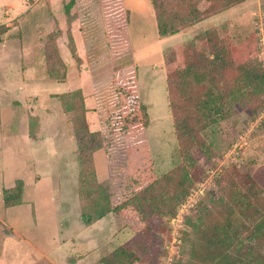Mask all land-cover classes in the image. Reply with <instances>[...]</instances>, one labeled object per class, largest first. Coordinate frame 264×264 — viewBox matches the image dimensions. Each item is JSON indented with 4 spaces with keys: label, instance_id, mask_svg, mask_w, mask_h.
<instances>
[{
    "label": "rangeland",
    "instance_id": "obj_1",
    "mask_svg": "<svg viewBox=\"0 0 264 264\" xmlns=\"http://www.w3.org/2000/svg\"><path fill=\"white\" fill-rule=\"evenodd\" d=\"M66 1L0 0V264H104V257L133 239L117 215L131 212L126 204L97 219L109 189L118 204L140 188L130 171L137 167L130 169L115 85L116 72L130 64L137 66L139 98L146 106L145 156L154 177L181 163L199 173L175 215L161 216L163 232L144 245L150 264H185V219L201 203L220 197L216 182L222 174H249L264 189V93L245 86L234 61L257 59L264 70L255 45L264 0H247L166 37L157 34L151 0H121L131 53L118 61L110 59L103 1L75 0L69 15L63 12ZM202 3L204 10L208 1ZM162 12L169 23L177 17L182 24L180 3ZM210 29L231 52L224 54L230 82L223 90L235 95L203 132L201 149L191 153L197 171L178 151L165 73L174 48L197 38L195 53L207 52L198 36ZM174 65L182 68L183 55ZM4 192L18 194L7 207ZM113 264L129 262L117 256Z\"/></svg>",
    "mask_w": 264,
    "mask_h": 264
},
{
    "label": "trees",
    "instance_id": "obj_2",
    "mask_svg": "<svg viewBox=\"0 0 264 264\" xmlns=\"http://www.w3.org/2000/svg\"><path fill=\"white\" fill-rule=\"evenodd\" d=\"M102 1L105 5L110 59L118 61L131 53L126 35L128 18L120 9L121 0ZM203 1L206 0H151L158 36L178 34L247 0H207L208 6L204 10ZM74 3L75 0H68L63 4L64 14L69 15ZM175 3H180L183 9L180 16L182 24H177V17L175 22L169 23V18L162 12L165 6ZM216 34L215 29H210L198 36V39L206 42L207 52L195 53V38L184 46L174 48V61H168L166 65L167 101L178 151L182 159L197 171L191 153L201 149L204 145L201 138L203 132L210 123L215 122L216 117L223 115L227 99L235 95V91L225 93L223 90L230 82L224 75L230 60L224 58V54L231 55V52ZM179 54L183 55L184 65L176 71L174 62L180 57ZM234 61L235 72L245 86H251L255 95L258 90L264 93V70L260 62L257 59L245 62L244 56H238ZM48 74L58 80L65 79L64 75ZM215 79L219 80L221 87L214 85ZM115 80L117 98L121 101L122 135L132 159L130 169L137 167L130 171L134 173L132 179L140 184V188L130 199H121L118 204H114L115 191L109 189L107 192L106 208L97 219L126 204L132 213L121 211L117 215L124 220L134 237L104 257L103 262L113 264L120 256L129 264H150L153 257L144 245L159 237L164 230L161 216H174L175 208L184 201L189 189L200 177L196 171L191 174L189 165L184 163L160 179L154 177L152 164L146 159L147 115L146 106L139 98L137 66L130 64L119 69ZM138 161L141 162L140 166ZM216 183L220 197L201 203L195 214L185 219L189 230L183 233L182 240L184 245H190L188 262L185 264H264V189L249 174H239L235 170L222 174ZM16 198L17 193L4 192L3 207ZM82 217L87 223L92 221L87 215ZM175 264H181V260Z\"/></svg>",
    "mask_w": 264,
    "mask_h": 264
},
{
    "label": "built area",
    "instance_id": "obj_3",
    "mask_svg": "<svg viewBox=\"0 0 264 264\" xmlns=\"http://www.w3.org/2000/svg\"><path fill=\"white\" fill-rule=\"evenodd\" d=\"M257 36H256V45L260 51V56L264 62V21H261L259 26Z\"/></svg>",
    "mask_w": 264,
    "mask_h": 264
},
{
    "label": "crops",
    "instance_id": "obj_4",
    "mask_svg": "<svg viewBox=\"0 0 264 264\" xmlns=\"http://www.w3.org/2000/svg\"><path fill=\"white\" fill-rule=\"evenodd\" d=\"M225 12H227V11L222 12V13H223V16L225 15ZM222 13H220V14H222ZM202 22H203V21H202ZM202 22H200V23H202ZM219 22H220V21H219ZM200 23L196 24V26H197V25L199 26ZM190 29H191V28H190Z\"/></svg>",
    "mask_w": 264,
    "mask_h": 264
}]
</instances>
